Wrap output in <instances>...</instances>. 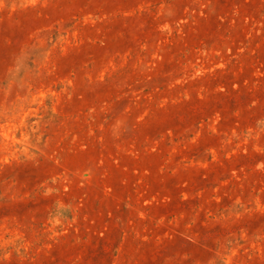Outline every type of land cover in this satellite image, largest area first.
Returning <instances> with one entry per match:
<instances>
[{
    "label": "rangeland",
    "instance_id": "374dc122",
    "mask_svg": "<svg viewBox=\"0 0 264 264\" xmlns=\"http://www.w3.org/2000/svg\"><path fill=\"white\" fill-rule=\"evenodd\" d=\"M0 264H264V0H0Z\"/></svg>",
    "mask_w": 264,
    "mask_h": 264
}]
</instances>
